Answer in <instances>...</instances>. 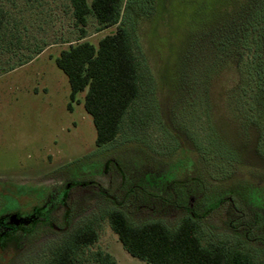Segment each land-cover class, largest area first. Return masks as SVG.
Wrapping results in <instances>:
<instances>
[{
	"label": "rangeland",
	"instance_id": "obj_1",
	"mask_svg": "<svg viewBox=\"0 0 264 264\" xmlns=\"http://www.w3.org/2000/svg\"><path fill=\"white\" fill-rule=\"evenodd\" d=\"M5 3L12 12L11 3ZM17 3L27 9L25 39L60 43L77 35L69 0ZM121 23L131 32L140 63L141 96L109 145H96V129L83 106L85 92L70 101L68 79L55 63L67 45L50 46L29 64L0 75V214L28 211L45 193L56 194L73 180L92 182V192L99 183L122 202L129 184L146 174L164 179L187 173L207 178L215 191H237L236 184L246 183L239 191L249 190V203L235 197L238 210L247 213L244 223L251 211L264 212V0H124ZM97 28L91 19L85 41L98 45L116 32V27ZM9 59L0 54V68ZM244 127L247 144L255 147L242 167L230 148L245 144ZM80 194L72 192L77 218L71 226L98 219L99 240L91 250H104L119 264H147L123 248L104 218L113 206L95 196L81 200ZM122 209L134 222L162 220L170 226L181 214L172 206L159 216L126 204ZM231 220L239 223L227 203L203 230L214 239L233 238ZM47 234L32 239L16 264L48 262L49 247L59 237ZM15 255L0 254V264H11Z\"/></svg>",
	"mask_w": 264,
	"mask_h": 264
},
{
	"label": "trees",
	"instance_id": "obj_2",
	"mask_svg": "<svg viewBox=\"0 0 264 264\" xmlns=\"http://www.w3.org/2000/svg\"><path fill=\"white\" fill-rule=\"evenodd\" d=\"M16 1L0 0V54L10 55L0 75L29 64L50 46L67 45L55 63L68 79L70 101H77L78 94L85 92L83 106L93 120L96 145L113 143L141 96L140 63L131 32L121 23L124 0H69L77 35L60 43L57 39H25L29 31L25 25L27 9H18ZM5 2L11 3L14 12L5 9ZM17 13L20 18L15 16ZM9 16L11 22L7 20ZM91 19L98 32L110 27H116V32L98 45L85 41ZM42 24L39 26L43 29ZM17 58L21 61L12 64ZM217 206L213 203L208 208L215 210ZM103 216L123 248L147 264H264V242L255 236L253 228L248 229V234L235 232L233 238L214 239L203 230L204 219L190 213L174 226L162 220L134 222L120 208L107 210ZM98 240L99 221L93 218L53 245L48 262L42 264H119L108 252L91 250Z\"/></svg>",
	"mask_w": 264,
	"mask_h": 264
},
{
	"label": "flooded vegetation",
	"instance_id": "obj_3",
	"mask_svg": "<svg viewBox=\"0 0 264 264\" xmlns=\"http://www.w3.org/2000/svg\"><path fill=\"white\" fill-rule=\"evenodd\" d=\"M242 121L244 122V118H242ZM244 128L245 130L241 132V135L245 136V144L242 145L240 149L236 148V150H234L230 148V154L235 156V162L238 163V166L240 165L242 167L247 166L246 163L251 161L254 157L255 147L254 145L247 144L249 140L246 138L248 130L246 127ZM254 131H256L255 134L258 136L257 127ZM251 141L254 143L252 139ZM107 167L108 165L105 166L104 170H106ZM192 171H195V169ZM161 175L162 174L159 176H150L146 174L143 179L137 183L133 185L129 184V188L126 190L122 202L116 200L114 196H110L107 190L102 188L99 183L96 184V187L94 186L97 192H92L89 190L93 187L92 182L73 180L68 182L66 186L56 194L52 192L48 194L45 193L39 204L31 206L28 211L17 209L3 212L0 214V254L7 255V253L11 251L16 252V255L11 261V264H16L19 258H21V254L31 245L30 242L32 239H34L35 242V238H38V236L42 234V236L48 235L47 232L49 230L59 237L56 242L58 243L73 229L80 226H71L75 218H77V214L75 213L76 206L73 204V199L71 200L72 192L76 190L80 191L81 200L85 199V201H87L91 199L90 197L95 196L98 199H103L107 204L112 205L113 208L122 209L126 204V207L130 210L135 207L141 211L149 210L151 216H159V214H164L165 208L170 206L175 207L176 210L181 212L180 216L175 220V224L180 223L181 219L187 213H190L193 217H202L205 224H207V221L213 214L221 210L227 203H230L232 211L236 215V219L239 223L236 224L234 220H231L229 228L232 229L234 233L242 234H248V229L253 228L255 236H257L261 243L264 242V212L259 209L251 211L253 214L251 218L250 216L249 218L250 220L252 219L253 222L251 223L249 220V222L244 223V219H248L246 217L247 213L239 211L235 201V197H243L245 205L249 203L246 197V192L249 190L241 192L245 190L243 186H246V183L243 182L241 185L236 184V186H238L237 191L229 190L225 192L221 189H217L216 191L211 189L207 178L205 179L198 174L189 175V173H187L183 175L185 176L184 178H181V175H177L174 178L167 177L164 179L161 178ZM60 192H63L62 198H58ZM194 195H198L200 199L198 206L194 205L196 200ZM185 199L190 200L189 206L182 204V201H185ZM257 199L262 204L261 198L258 197ZM213 203H218V206L215 210H210L208 207ZM60 209H62L61 219L59 222H56L54 216H57ZM34 242H32V245ZM56 243L51 244L49 250Z\"/></svg>",
	"mask_w": 264,
	"mask_h": 264
}]
</instances>
